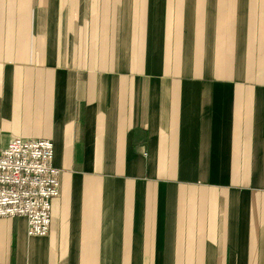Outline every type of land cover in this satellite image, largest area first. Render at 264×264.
Returning <instances> with one entry per match:
<instances>
[{
  "label": "crops",
  "instance_id": "0c3cea01",
  "mask_svg": "<svg viewBox=\"0 0 264 264\" xmlns=\"http://www.w3.org/2000/svg\"><path fill=\"white\" fill-rule=\"evenodd\" d=\"M12 138L59 196L0 264H264V0H0Z\"/></svg>",
  "mask_w": 264,
  "mask_h": 264
},
{
  "label": "built area",
  "instance_id": "2783aa9c",
  "mask_svg": "<svg viewBox=\"0 0 264 264\" xmlns=\"http://www.w3.org/2000/svg\"><path fill=\"white\" fill-rule=\"evenodd\" d=\"M52 158L48 139L12 138L0 146V218L24 217L29 237L46 236L50 229L60 174Z\"/></svg>",
  "mask_w": 264,
  "mask_h": 264
},
{
  "label": "bare ground",
  "instance_id": "6f19581e",
  "mask_svg": "<svg viewBox=\"0 0 264 264\" xmlns=\"http://www.w3.org/2000/svg\"><path fill=\"white\" fill-rule=\"evenodd\" d=\"M3 219H5V218H3Z\"/></svg>",
  "mask_w": 264,
  "mask_h": 264
},
{
  "label": "rangeland",
  "instance_id": "374dc122",
  "mask_svg": "<svg viewBox=\"0 0 264 264\" xmlns=\"http://www.w3.org/2000/svg\"><path fill=\"white\" fill-rule=\"evenodd\" d=\"M24 139V138H23Z\"/></svg>",
  "mask_w": 264,
  "mask_h": 264
}]
</instances>
